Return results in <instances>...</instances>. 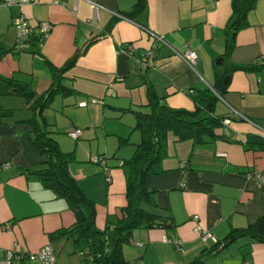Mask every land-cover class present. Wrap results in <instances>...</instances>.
Listing matches in <instances>:
<instances>
[{"label":"crops","instance_id":"obj_1","mask_svg":"<svg viewBox=\"0 0 264 264\" xmlns=\"http://www.w3.org/2000/svg\"><path fill=\"white\" fill-rule=\"evenodd\" d=\"M92 1L104 7L93 25L87 22L91 12L86 0H34L23 6L33 25L44 21L52 26L40 43L33 27L30 48L24 52L14 48L12 17L17 10L0 6V77L28 83L40 94L51 85L55 71H62L60 85L68 92L57 94L37 119L62 150L57 132L82 131L74 140L69 172L95 203L96 227L116 224L126 204V158L120 152L131 153L140 142L131 138L135 113L148 112V87L162 104L192 110L191 96L221 81L224 89L214 115L230 123L215 130L220 138L199 144L169 134L162 172L145 179L157 205L151 211L170 218L174 230L135 229L122 254L127 264H186L201 255L204 264H264V242L244 235L219 250L194 231L198 225L219 242L231 230L250 226L264 236V182L251 177L253 172L264 177V67L233 70L264 63V0H257L248 14V25L236 34L227 58L222 55L232 0ZM139 1L142 10L126 17ZM153 33L169 46L155 41ZM125 44L132 45L131 55L122 50ZM154 46V59L145 57ZM186 47L197 54L195 69L175 53ZM81 102L86 106H79ZM32 116L26 99L10 93L0 80V264L7 251L34 253L46 244L54 248L55 264H81L83 257L72 240L49 238L69 227L74 214L28 174L43 160L33 145ZM101 155L103 161H91ZM173 235L181 240V249L162 241Z\"/></svg>","mask_w":264,"mask_h":264},{"label":"trees","instance_id":"obj_2","mask_svg":"<svg viewBox=\"0 0 264 264\" xmlns=\"http://www.w3.org/2000/svg\"><path fill=\"white\" fill-rule=\"evenodd\" d=\"M256 2L257 0L231 1L232 12L225 27L223 58L231 55L236 34L248 25V14L254 10ZM142 8L143 1H139L135 9L125 16L131 18ZM262 67L264 63L235 67L233 70H258ZM61 78L62 71H55L49 88L37 94L28 83L13 82L0 77V80L8 85L10 93L26 99L33 113L28 122L32 126L33 145L43 160L39 168L29 171L28 174L52 190L58 198H62L74 214V222L69 227L49 234V238L65 237L72 240L76 251L90 255L93 264H127L122 247L130 242L133 230L161 228L169 232L175 228L170 218L151 211L156 209L157 205L152 191L145 186L146 177L162 172L161 162L167 156L168 135L172 134L177 141L191 140L199 144L219 139L215 130L222 127L225 118L214 115V112L224 87L221 81H217L213 89L198 91L192 95V110L171 108L162 104L153 88L148 87L145 104L148 112L135 113L134 129L140 133V142L135 145L133 155L122 163L127 166L126 204L120 209L121 217L116 224L99 230L95 224V203L86 197L69 172V165L75 159L74 152H64L51 136L47 125L40 124L37 119L38 116L43 117V110L57 94L68 92L60 85ZM244 235H249L254 242H264V236L256 234L250 226L231 230L223 241L213 243L212 247L223 249ZM249 254L250 252L246 256ZM186 264H204L203 255Z\"/></svg>","mask_w":264,"mask_h":264},{"label":"built area","instance_id":"obj_3","mask_svg":"<svg viewBox=\"0 0 264 264\" xmlns=\"http://www.w3.org/2000/svg\"><path fill=\"white\" fill-rule=\"evenodd\" d=\"M90 5V17L88 19V24L93 25L96 22L99 21V15L102 10H104V7L100 5L97 2H94L92 0H86ZM34 0H0V6L7 7V8H13L17 11L12 17V26L15 31V50L18 52H24L27 51L30 48V36L32 32V28L35 27L38 30V43H40L42 40L48 37L50 31H51V24L49 22H36L35 25L32 24L31 21L28 20V18L22 13L21 8L25 5L33 3ZM75 10V9H74ZM117 17L119 15H116ZM121 17V16H119ZM155 41L160 42L161 44L168 45V43L163 39L162 36H159L155 33L152 34ZM132 45L125 44L122 48L124 52L131 55L132 52ZM176 55L180 57L191 69H195V65L197 62V54L194 50L186 47L182 52L175 51ZM156 54V47H151L149 50L146 51L145 57H148L149 59H154ZM93 103H99L102 104L101 100H92ZM86 102H81L79 106H86ZM238 117L241 119L247 120L245 117H242L241 115L237 114ZM230 123L229 118H225L223 120V124L227 125ZM82 131L80 129H71L68 131L69 137L76 140L79 139L81 136ZM221 156L223 154H220ZM105 158L102 156H95L91 159L93 163H99L103 161ZM5 167H8V164L4 165ZM251 177L258 180L259 182H264V177H262L259 173L253 172L251 174ZM107 181L110 182V178H107ZM194 231L198 232L200 235V238L204 241H211L212 243H216L218 240L215 239V237L206 230H201V228L196 225L194 227ZM162 241L164 243L172 244L177 249H181L182 242L179 238H177L175 235L163 237ZM78 254L83 257L81 264H93L92 257L90 255H85L82 251H79ZM26 260L28 262H35L40 264H55L56 263V256L54 252V248L51 244H46L43 247H41L37 252L31 253H16L13 251H7L5 254L4 260L1 262V264H17L20 261ZM248 264V263H246Z\"/></svg>","mask_w":264,"mask_h":264},{"label":"rangeland","instance_id":"obj_4","mask_svg":"<svg viewBox=\"0 0 264 264\" xmlns=\"http://www.w3.org/2000/svg\"><path fill=\"white\" fill-rule=\"evenodd\" d=\"M133 133H135V134H134L135 136L131 138V141L134 142L137 138L140 140L141 136H140L139 131L134 129V132H133ZM132 135H133V134H132ZM56 137H58V139H60L61 142L63 143V145H62L63 150H66L65 148H67V149H70L71 152L74 151L75 141H74V139H72L71 137H69L68 134H64L63 132H57V133L55 134V138H56ZM129 142H130V141H129ZM131 148H132V147H131ZM134 149H135V148H132L131 153H127V154H126V152H120V154H124V156H125L124 158H126V160H127V159H129V158L132 156V154H133V152H134ZM74 154H75V152H74ZM101 156L104 157L103 155H101ZM108 160H110V161H115L116 159L111 158V157H108ZM117 161H118V160H117ZM118 162H120V161H118ZM120 163H121V162H120ZM122 163H123V162H122ZM124 169L127 170V166H125Z\"/></svg>","mask_w":264,"mask_h":264},{"label":"water","instance_id":"obj_5","mask_svg":"<svg viewBox=\"0 0 264 264\" xmlns=\"http://www.w3.org/2000/svg\"><path fill=\"white\" fill-rule=\"evenodd\" d=\"M226 80H227V78L224 79V82H223L224 84L226 83Z\"/></svg>","mask_w":264,"mask_h":264}]
</instances>
